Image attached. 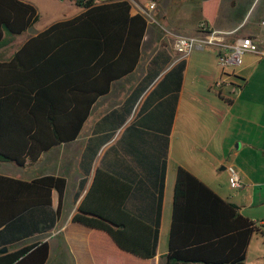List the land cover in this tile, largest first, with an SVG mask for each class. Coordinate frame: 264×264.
<instances>
[{
    "label": "trees",
    "instance_id": "trees-1",
    "mask_svg": "<svg viewBox=\"0 0 264 264\" xmlns=\"http://www.w3.org/2000/svg\"><path fill=\"white\" fill-rule=\"evenodd\" d=\"M70 1L84 12L51 25L10 60H0L2 162L32 165L43 154L77 140L96 103L114 83L134 73L141 60L150 21L141 12L132 15L130 0ZM39 20L34 5L0 0V49ZM200 24L213 31L207 21ZM172 59L160 48L142 82L97 123L82 157L85 178L80 191L92 176L91 184L72 218L107 233L121 250L142 259L156 256L159 225L150 227L129 214L124 205L130 187L119 188L121 182L114 176L100 168L92 173V168L99 149L114 134L107 132L110 126L124 124L137 105L139 115L170 89H180L185 60L175 66L176 74L165 75L160 88L138 104ZM66 188L67 179L61 176L28 182L0 175V250L51 230L61 216ZM116 189L122 191L120 198L113 197ZM54 192L57 210L44 215ZM257 234L264 236V224L245 217L237 204L223 199L186 168H177L166 264H246L248 247ZM49 257L50 244L42 242L0 254V264H47Z\"/></svg>",
    "mask_w": 264,
    "mask_h": 264
},
{
    "label": "crops",
    "instance_id": "crops-1",
    "mask_svg": "<svg viewBox=\"0 0 264 264\" xmlns=\"http://www.w3.org/2000/svg\"><path fill=\"white\" fill-rule=\"evenodd\" d=\"M67 1L71 6L75 5ZM190 2H193L192 8L186 11L182 0H160L156 17L178 35L185 36L198 35L200 22L204 20L213 31L232 33L227 34L226 43L241 37H251L264 50V0ZM132 4V15L138 13L139 7L146 5L137 1ZM83 12L84 9L76 16ZM63 20L51 22L41 32ZM35 36L17 41L10 38V44L0 49V60H10L16 51ZM160 38L158 27L147 30L143 54L136 70L114 83L110 93L96 103L77 140L58 146L43 154L35 164L27 165L35 166L45 155H49L52 156L49 171L29 178L0 174L28 182L46 175L67 179L61 216L53 228L9 246L8 251L48 242L50 257L47 264H54L56 260V264H166L178 167L186 168L223 199L237 204L240 212L252 220L244 214L236 198L228 194L230 187L225 167L235 165L243 183H246L249 176L244 165L258 164L264 158V56L245 53L241 66L227 70L218 64L216 47H197L184 59L180 89H170L159 98L161 100H155L151 107L139 115L137 105L124 124L116 129L110 126L107 132L114 134L99 149L92 168V173L95 168H100L114 176L121 182L119 188L130 187L124 205L129 214L150 227L159 225L156 256L152 259L139 258L121 250L107 233L73 222V215L92 180L91 176L84 190L80 191V182L85 178L81 161L97 123L120 107L142 82L148 65L160 48H165L173 59L138 104L156 88H160L158 85L165 75L176 74L175 66L181 60L173 47L165 45L154 49ZM146 41L149 42L148 55L144 53ZM7 48H11L10 53L3 54ZM85 168H88V159ZM120 192L116 189L113 197L120 198ZM57 206L58 194L54 192L52 206L43 210L44 215L45 212H56Z\"/></svg>",
    "mask_w": 264,
    "mask_h": 264
},
{
    "label": "rangeland",
    "instance_id": "rangeland-1",
    "mask_svg": "<svg viewBox=\"0 0 264 264\" xmlns=\"http://www.w3.org/2000/svg\"><path fill=\"white\" fill-rule=\"evenodd\" d=\"M26 2L34 5L41 14V19L37 22L31 29H29L25 34L21 36H13V40H23L31 36H35L40 33L45 26L49 25L51 22L56 20H63L76 16L83 9L78 6H71L67 0H24ZM132 2H140L148 4L150 0H131ZM169 1V0H167ZM157 1V8H158ZM186 11L192 8L193 2L190 0H182ZM154 11L153 16L158 22V24H149L148 29L151 30L154 26L158 27L159 33H161V38L159 42L155 45L157 47L169 46L172 47V36L167 33L177 35L172 28L168 25L162 23L160 19L156 17L157 9ZM11 48H7L3 54H9ZM145 55L149 53V42L146 41L144 45ZM231 70V67L225 68ZM229 88V87H228ZM227 88V89H228ZM52 156L45 155L39 164L35 166H27L25 168H19L14 163H1L0 162V174L19 177V178H29L37 177L38 174H43L50 170V165L52 162ZM50 161V162H49ZM244 170L247 173L248 180L244 183V189L233 190L230 188V196L236 198L237 203L242 207V211L253 221L258 222L260 225L264 224V158L260 159L258 164L251 165L247 163L244 165ZM239 171V170H238ZM240 172V171H239ZM226 182V181H225ZM229 186V185H228ZM57 261V260H56ZM56 261L53 262L56 264ZM246 264H264V236L262 234H257L253 237L250 247L247 253Z\"/></svg>",
    "mask_w": 264,
    "mask_h": 264
},
{
    "label": "built area",
    "instance_id": "built-area-1",
    "mask_svg": "<svg viewBox=\"0 0 264 264\" xmlns=\"http://www.w3.org/2000/svg\"><path fill=\"white\" fill-rule=\"evenodd\" d=\"M111 1L112 0H96L99 4ZM157 1L158 0H150L148 4L138 8V12L145 14L149 21L154 24H158L153 16L157 8ZM262 25L264 26V21H262ZM199 30L200 33L195 36L174 35L167 31V33L172 36V47L180 60L187 59L197 47H216L218 49V64L222 69L241 66L245 53L264 56V50L251 37H241L237 38L232 43H226L225 39L227 34L232 33H221L217 31L207 32L203 24H200ZM225 169L229 187L233 190L242 189L244 183L237 167L233 164H229Z\"/></svg>",
    "mask_w": 264,
    "mask_h": 264
},
{
    "label": "water",
    "instance_id": "water-1",
    "mask_svg": "<svg viewBox=\"0 0 264 264\" xmlns=\"http://www.w3.org/2000/svg\"><path fill=\"white\" fill-rule=\"evenodd\" d=\"M8 252V247H4L3 249L0 250V254H4Z\"/></svg>",
    "mask_w": 264,
    "mask_h": 264
}]
</instances>
